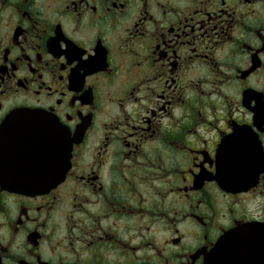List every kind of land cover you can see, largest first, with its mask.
<instances>
[{
    "label": "flooded vegetation",
    "instance_id": "1",
    "mask_svg": "<svg viewBox=\"0 0 264 264\" xmlns=\"http://www.w3.org/2000/svg\"><path fill=\"white\" fill-rule=\"evenodd\" d=\"M1 128L0 264H264V0H0Z\"/></svg>",
    "mask_w": 264,
    "mask_h": 264
},
{
    "label": "water",
    "instance_id": "2",
    "mask_svg": "<svg viewBox=\"0 0 264 264\" xmlns=\"http://www.w3.org/2000/svg\"><path fill=\"white\" fill-rule=\"evenodd\" d=\"M13 142L3 129L0 130V182L5 188L18 192H39L63 178L67 169L63 166V156H58V163L52 164L55 166L52 170L43 168L38 162L26 163L25 158L10 145ZM31 160L37 161L36 158ZM225 183L226 180L221 182L222 188ZM229 233H264V224H247Z\"/></svg>",
    "mask_w": 264,
    "mask_h": 264
},
{
    "label": "bare ground",
    "instance_id": "3",
    "mask_svg": "<svg viewBox=\"0 0 264 264\" xmlns=\"http://www.w3.org/2000/svg\"><path fill=\"white\" fill-rule=\"evenodd\" d=\"M219 175V174H218ZM217 182V181H216Z\"/></svg>",
    "mask_w": 264,
    "mask_h": 264
}]
</instances>
